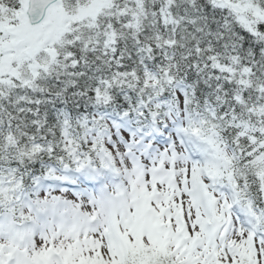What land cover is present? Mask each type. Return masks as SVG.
Wrapping results in <instances>:
<instances>
[{"label": "snow or ice", "instance_id": "obj_1", "mask_svg": "<svg viewBox=\"0 0 264 264\" xmlns=\"http://www.w3.org/2000/svg\"><path fill=\"white\" fill-rule=\"evenodd\" d=\"M0 264H264V0H0Z\"/></svg>", "mask_w": 264, "mask_h": 264}]
</instances>
